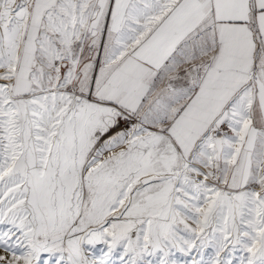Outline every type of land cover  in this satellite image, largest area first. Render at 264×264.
I'll list each match as a JSON object with an SVG mask.
<instances>
[{"label": "snow or ice", "instance_id": "1", "mask_svg": "<svg viewBox=\"0 0 264 264\" xmlns=\"http://www.w3.org/2000/svg\"><path fill=\"white\" fill-rule=\"evenodd\" d=\"M0 264H264V0H0Z\"/></svg>", "mask_w": 264, "mask_h": 264}]
</instances>
